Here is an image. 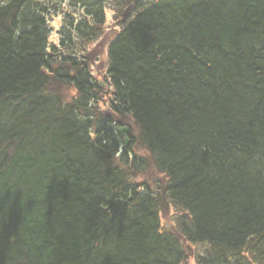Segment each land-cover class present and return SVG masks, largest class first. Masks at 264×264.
<instances>
[{
    "label": "trees",
    "instance_id": "obj_1",
    "mask_svg": "<svg viewBox=\"0 0 264 264\" xmlns=\"http://www.w3.org/2000/svg\"><path fill=\"white\" fill-rule=\"evenodd\" d=\"M55 1L0 0V264H181L180 237L204 245L193 264H264V0L123 5L111 114L82 54L108 0H59L81 11L57 46ZM149 165L156 190L133 181ZM162 194L177 233L161 228Z\"/></svg>",
    "mask_w": 264,
    "mask_h": 264
},
{
    "label": "rangeland",
    "instance_id": "obj_2",
    "mask_svg": "<svg viewBox=\"0 0 264 264\" xmlns=\"http://www.w3.org/2000/svg\"><path fill=\"white\" fill-rule=\"evenodd\" d=\"M143 2V0H108L106 2V5L104 6V23L102 26L99 27L98 30V36L92 41L87 42L85 44V50L83 51L84 58L88 64V70L92 76V78L99 84V87L101 88L98 92V98L99 102L97 104V107L102 111L103 113H110L109 110V100L111 96V87L107 84V77H106V69H107V47L109 42L114 38L116 33L119 31L120 27V21L122 15H119L120 11L123 9L122 6L126 5V9L129 7H134L135 3ZM58 3H62L59 5ZM55 4L57 6H61V11L57 12H51L48 17V26L50 30V34L48 36L49 43H53L57 46L59 42V30L61 26L63 25V17L65 12H71L75 18H79L80 11L76 10L79 8H71L68 7L67 2H61L59 0L55 1ZM58 9H60L58 7ZM75 11L74 13L72 11ZM125 11V10H124ZM77 47H79L80 42L78 40L75 41ZM57 67V65L54 66V68ZM48 94H56L61 98V101L63 103H68L73 100V98L76 95L75 90L71 85H63L59 84L55 81H51L49 83V86H47L45 90ZM118 120L122 122V125H119L118 128H126L127 132L126 134H122L123 138H127V144L131 142V139L133 138V135L136 133V126L133 122V120L130 117H121ZM122 138V139H123ZM134 149L139 155H143L147 153L144 151L143 147L141 146H135ZM133 181L135 182H146L148 183L153 189H157L160 184V186L163 184L164 176L163 174L156 171L153 166L149 165L143 172L137 173L133 177ZM162 200H160L162 205V210L159 214L160 216V224L161 228L172 231L173 233H177V226H176V220L180 216L179 212L176 208H174L171 204H168L166 200L164 199V195H161ZM182 247L184 248V251L189 256L184 260L181 264H193L194 257L196 254L201 252L204 249V245H198V244H191L188 243L183 238H179Z\"/></svg>",
    "mask_w": 264,
    "mask_h": 264
},
{
    "label": "water",
    "instance_id": "obj_3",
    "mask_svg": "<svg viewBox=\"0 0 264 264\" xmlns=\"http://www.w3.org/2000/svg\"><path fill=\"white\" fill-rule=\"evenodd\" d=\"M99 85H101V83H99ZM119 130V132H121L122 134H126V132H127V129L126 128H124V127H122V128H119L118 129ZM123 143H124V145H126L127 144V138L126 137H124L123 138Z\"/></svg>",
    "mask_w": 264,
    "mask_h": 264
}]
</instances>
